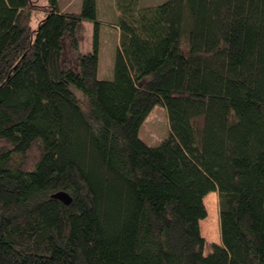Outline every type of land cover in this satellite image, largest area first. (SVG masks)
I'll list each match as a JSON object with an SVG mask.
<instances>
[{
  "label": "trees",
  "instance_id": "obj_1",
  "mask_svg": "<svg viewBox=\"0 0 264 264\" xmlns=\"http://www.w3.org/2000/svg\"><path fill=\"white\" fill-rule=\"evenodd\" d=\"M137 2L115 0L107 79L96 0H0V264H264V0Z\"/></svg>",
  "mask_w": 264,
  "mask_h": 264
},
{
  "label": "rangeland",
  "instance_id": "obj_2",
  "mask_svg": "<svg viewBox=\"0 0 264 264\" xmlns=\"http://www.w3.org/2000/svg\"><path fill=\"white\" fill-rule=\"evenodd\" d=\"M166 0H138L137 5L139 7H147V6H155L160 3H163ZM81 2L82 0H59V3L62 4V6H68V8L65 7L67 11H73V12H80L81 11ZM33 3L39 6H44L49 3V0H33ZM117 8L115 5V0L113 1L111 5V9L107 7V9L102 10L100 15V21H99V27L101 30H99V33L101 35V44H102V50L101 54L99 55V61H100V69L98 76L101 78H107L110 79L113 77V68H114V57H115V50H116V40H117V31L114 28L113 22L117 20ZM43 9L38 8L33 11L32 14V20H31V26L33 28L37 27L38 21L41 20L44 17ZM83 37L81 41L79 42V50L75 51L73 50L68 41L65 43V51L63 58L65 60V63H67L68 66H71L74 69H78L77 64V53L85 51L86 47L89 46L90 42V32L83 31ZM74 91L77 93V95H81V91L74 88ZM169 134V127H168V119L165 107L159 103L155 104L150 112L147 114V116L142 121L139 130H138V136L140 139H142L145 143L148 145L154 146L157 145L161 140L166 138ZM216 193V192H215ZM209 207L214 210V219L217 223V219L219 217L218 214V198L217 194L214 195L209 200ZM207 212V211H206ZM212 222L205 223L204 229H202L201 234L202 236L208 241V242H214V243H221L220 240V233L219 238L212 237V232L210 231V226Z\"/></svg>",
  "mask_w": 264,
  "mask_h": 264
},
{
  "label": "crops",
  "instance_id": "obj_3",
  "mask_svg": "<svg viewBox=\"0 0 264 264\" xmlns=\"http://www.w3.org/2000/svg\"><path fill=\"white\" fill-rule=\"evenodd\" d=\"M113 1L114 0H96V15H97V19L99 20L101 17H100V15L99 14H101V12H102V10H106L107 9V7L109 8V9H111V5H112V3H113ZM70 5V4H69ZM69 5H67V6H62V4L61 3H59V0H58V7L61 9V10H66L65 9V7L66 8H68V6ZM67 11V10H66ZM117 13V15H118V12H116ZM100 21V20H99ZM116 21V20H115ZM112 24H114V22L112 23ZM83 25H84V31L87 33V31H89L90 32V42H89V46L88 47H86V49L85 50H88V49H90V47H91V34H92V29H93V24H92V22H90V21H84L83 22ZM114 28L116 29V31H117V40H116V45H117V43H118V36H119V31H118V28L116 27V25L114 24ZM99 30H101V28L99 27ZM84 35V34H83ZM101 35H100V33H99V53L101 54V50H102V44H101ZM99 69H100V61H99V55H98V73H99Z\"/></svg>",
  "mask_w": 264,
  "mask_h": 264
},
{
  "label": "water",
  "instance_id": "obj_4",
  "mask_svg": "<svg viewBox=\"0 0 264 264\" xmlns=\"http://www.w3.org/2000/svg\"><path fill=\"white\" fill-rule=\"evenodd\" d=\"M53 196L59 198L65 203H68L70 201V196L64 191H58Z\"/></svg>",
  "mask_w": 264,
  "mask_h": 264
}]
</instances>
